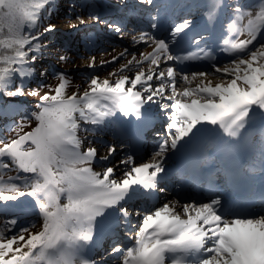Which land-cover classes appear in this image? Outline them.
<instances>
[{"label": "snow or ice", "instance_id": "snow-or-ice-1", "mask_svg": "<svg viewBox=\"0 0 264 264\" xmlns=\"http://www.w3.org/2000/svg\"><path fill=\"white\" fill-rule=\"evenodd\" d=\"M56 2L0 0V95L38 97L37 110L10 128L14 136L0 139V206L31 197L42 221L37 227L7 218L0 225V264H98L85 253L96 246L106 222L115 217L130 223L129 203L164 193L166 188L158 185L161 174L167 175L165 162L202 138L205 150L239 151L249 162L248 170L264 176V0H204L201 8L208 24L229 11L220 51L230 60L223 65L213 49L200 46L203 36L193 41L196 51L181 54L177 37L187 35L191 20L177 24L169 40L139 28L127 15L110 22L95 4L88 5L93 10L87 17L75 14L77 4L69 0L68 28L106 24L120 36H130L133 44L147 46L139 55L125 48L102 60V67L121 58L124 62L106 78L91 75L82 94L68 92L72 82L66 73H52L58 80L53 87L45 83L48 69L37 67L50 54L48 43L57 30L55 24L40 25ZM136 4L149 14L150 27L158 29V0ZM66 60L59 57L60 62ZM193 60L212 62L214 73H185L175 66L161 70L162 63ZM88 66H96L95 57ZM178 77L183 82L179 87ZM154 79L159 83H150ZM33 83L35 87H29ZM152 105L168 117L167 135L152 158L139 164L132 156L120 161L125 166L120 179L114 174L116 165L94 171L93 164L109 161L116 148L107 146V154L97 159L92 141L82 150L78 132L95 136L118 113L144 123ZM204 159L211 163L213 157ZM219 175L226 185H234L239 173L227 161L210 170L203 177L207 202L173 199L135 210L142 219L134 243L127 248L117 244L111 254H119L121 264H264V190L257 203L246 192L222 190L216 183Z\"/></svg>", "mask_w": 264, "mask_h": 264}, {"label": "rangeland", "instance_id": "rangeland-1", "mask_svg": "<svg viewBox=\"0 0 264 264\" xmlns=\"http://www.w3.org/2000/svg\"><path fill=\"white\" fill-rule=\"evenodd\" d=\"M113 1L120 2V0H113ZM68 2L69 0H57L54 11L49 16V18H47L44 21V26H46L49 23L55 24L57 26V30L51 36L50 43H48L50 54L40 64H38L37 67L38 68L43 67V68L48 69L49 78L45 81V83L51 84L53 87L56 84H58V80H55L52 78V73L54 72L66 73L70 77L71 82H72L71 86L68 89V92L71 93L73 91H77L79 94H82L83 91L88 86L89 77L91 75L99 76L101 79L106 78L108 77L109 72H111L114 68L118 67L120 63L124 62L123 58H121V60L117 61L115 65L108 64L102 67L101 66L102 60H111L113 56L119 55L118 51L122 52L125 48H127L130 53H135L136 55H139L141 52L145 51L147 46L144 44H138V45L133 44L131 38H128L127 36L122 37L115 32L114 34L120 38V39H116L118 40V43H116L115 45L114 44L108 45L109 43L101 38L102 35L100 33H97V31L93 28V27H98V28L101 27L103 28L104 31L107 30L106 32H109L110 30L107 29V27L103 24L96 25L94 23L89 22L87 25L79 26L76 29L68 28L67 26L68 25L67 16L69 14L68 13ZM129 2L130 0H126V3H124V5H129ZM75 3L77 4L75 14L87 17L88 13L90 12L87 5L82 0H75ZM119 4H121V2ZM55 11L57 13H55ZM243 38L245 37H241V39ZM61 55H64L67 57L66 62L59 61V57ZM93 57H95L96 66L94 68H90L88 65ZM127 74L130 76L132 75V73H127ZM177 79H179V77ZM155 81L156 80L154 79L150 83H153L155 85L154 83ZM29 87H35V84L34 83L30 84ZM44 91H47V89H44ZM23 99L29 100L32 105L29 106L30 108L28 107L24 108L22 112L27 113V112H30L29 109L30 110L36 109L34 105L38 101V97L25 96L21 100ZM13 101H18V100L14 99ZM160 111H161L160 108H157L155 110V108L152 106L151 112H153L154 114L157 113L159 116H163L164 118H166L167 123H168L167 115L165 113L160 114L159 113ZM119 117H120V114L118 113L117 117L112 118V123H110L107 127H105L103 131H98L95 136L91 134H86L82 131L78 132V135L81 137L83 141L82 150L86 149L83 146L85 143H89V141H92V143L93 142L97 143L93 145V147H95L97 150L100 145L105 146V144H108L106 146L111 145L116 148V151L111 156L113 159L111 161H108V163H106L107 166L116 165L118 167L120 164V161L126 159L129 156L123 153L124 149L120 148V146L117 145V141L115 139L116 133L118 132ZM166 125H165V128H166ZM31 127H35V121L31 124ZM31 127L26 128L25 131H30ZM82 127H92V126L83 125L82 123ZM6 130L7 128L5 127V129L2 130L1 134L6 135V137L8 138ZM162 140L160 142H162ZM109 143H112V144H109ZM157 149H158V146L154 150V152ZM106 150L104 151V153L97 152L98 153L97 159L99 158V156L106 155L107 154ZM152 155L153 153L149 156L133 157V159L134 161H147L150 158H152ZM102 167L103 166H101L100 164H96V163L93 164L94 171L98 172V170L101 169ZM8 174L14 175L15 173L9 172ZM5 179H7V176H5ZM19 202L22 205L21 209L25 210V213L27 216H30L31 214H36L37 218L36 219L22 218L21 214H12V215L0 214V225H3V223L5 222L7 218H16L21 225H30L32 223H35L37 225L41 221V218H38L39 216L38 211L35 209L34 203L31 197H22L20 198ZM162 205H159V206H162ZM159 206H156V207H159ZM0 207H3V206H0ZM2 210L8 213V212H11L13 208H11L9 204V207L7 208L5 207L0 208V212ZM135 210H138V209L137 208L133 209V215L130 216V219H129L130 221L132 220V222L126 223L122 219L115 218L114 220L107 221L105 226L110 225L112 223L113 225L114 224L128 225L132 228L131 230H129L130 232L128 233L122 227H120L121 233L123 234L127 233L128 235L132 233L131 239L134 240L133 231L138 230V224H139V221L141 220L138 216L134 214ZM34 230L35 229H33V231ZM111 252H112V249H109L108 251H106L107 254L108 253L111 254ZM117 256L118 257L114 258L112 261L117 262L118 264H121L119 254H117ZM101 257L103 256H98L94 259L97 261ZM113 262H110V264H113Z\"/></svg>", "mask_w": 264, "mask_h": 264}, {"label": "bare ground", "instance_id": "bare-ground-1", "mask_svg": "<svg viewBox=\"0 0 264 264\" xmlns=\"http://www.w3.org/2000/svg\"><path fill=\"white\" fill-rule=\"evenodd\" d=\"M176 0H158V2L160 3V5H161V11H160V16H159V20L160 19H162L163 17H165V15H166V6H169L168 7V9L172 6V4L175 2ZM199 1V5H197V4H195V6L196 7H200L201 8V5L203 4V2H204V0H198ZM136 2V1H135ZM188 6H189V4H187ZM186 5V6H187ZM202 9V8H201ZM200 9V10H201ZM168 14V13H167ZM167 16V15H166ZM168 17V16H167ZM166 17V18H167ZM205 17L203 16V10H201L200 11V13L198 14V16L196 17V18H194L193 16H189V17H187V18H185L184 20H191L192 21V26H191V28L190 29H186L185 30V32H187L188 30H191L192 28H193V26L195 25V24H197V22H201L203 19H204ZM158 20V21H159ZM184 20L181 22V23H183L184 22ZM199 20V21H198ZM157 21V22H158ZM153 35H155V33H152ZM182 34L183 33H181L180 34V37L182 36ZM127 37H130V36H127ZM180 37H177V40L180 38ZM169 40H171V35H170V37L168 38ZM132 46V45H131ZM172 47H174L175 46V44H173V45H171ZM149 51L151 50V49H148ZM186 50V49H185ZM188 50V49H187ZM121 51H118V54L120 53ZM169 65H166V64H164V63H162L161 64V70H163L164 68H166L167 66H173V65H175L174 64V62H167ZM186 65V67L188 68V69H191V71L192 72H194V71H205V72H208V71H206L204 68H203V66L202 65H200V64H183V65H178L179 67H181V66H185ZM193 65V66H192ZM209 71H211V73H214V70H209ZM215 75H219V74H215ZM155 84H157V83H159L158 81H155L154 82ZM182 81L181 80H179L178 79V87L180 86V85H182ZM170 92V91H169ZM155 109H157V108H160L158 105H152ZM148 119H150V118H148ZM151 120V119H150ZM161 135V134H160ZM159 135V136H160ZM95 144H97V143H95V142H93L92 144H91V146H93V145H95ZM109 144H111V143H109ZM106 145H108V144H105V146L104 145H100L99 147H98V150H97V152H99V153H104V151L107 149V146ZM90 145H89V143H85L84 144V148H87V147H89ZM198 146H200V145H198ZM107 151V150H106ZM229 151V150H228ZM222 152H224L223 150L221 151V153ZM180 154H177L176 156H174L172 159H169V160H167L166 162H171V163H173V161H174V159H176L178 156H179ZM113 158L111 157L110 159H109V161H111ZM151 159V158H150ZM149 159V160H150ZM148 161V160H147ZM147 161H135L137 164H139V163H143V162H147ZM166 162H165V164H166ZM106 163H108V161H105V162H102V163H100V165L101 166H103V165H105ZM118 165V164H117ZM124 168H125V166L124 165H120L119 164V166L117 167V169H116V171H115V177L117 178V179H120L122 176H123V171H124ZM165 170H169V169H167V167H165ZM100 171H102V168L101 169H99L98 170V172H100ZM166 173H168V171H166ZM150 197H154V195L153 196H150ZM173 199H176V200H179L180 201V199H179V195L178 194H175V193H172L171 195H169L167 198L166 197H164L163 199L161 198V201H159L157 204H151V205H149V207L147 208V209H150V208H152V207H155V205H162V204H164V203H166L167 201H169V200H173ZM181 203H183L182 201H180ZM190 202H194V200H192V201H190ZM189 203V202H188ZM115 219V217H113V218H110L108 221H111V220H114ZM140 219H142V217H140ZM42 223V221H40L38 224H37V227H39V225ZM112 227L111 226H104V228L102 229V230H100L99 232H98V235H106L108 232H110L112 229H111ZM35 231V230H34ZM135 232L136 231H133V233L135 234ZM131 234L132 233H130V235H129V237H128V239H129V241L131 242V244H133L134 243V240L133 239H131ZM134 234H133V237H134ZM85 255L86 256H89V253L88 252H86L85 253ZM107 256V255H106ZM106 261L107 262H109V264H110V259H107V260H103V262H105L106 263ZM114 263H116V262H114Z\"/></svg>", "mask_w": 264, "mask_h": 264}, {"label": "trees", "instance_id": "trees-1", "mask_svg": "<svg viewBox=\"0 0 264 264\" xmlns=\"http://www.w3.org/2000/svg\"><path fill=\"white\" fill-rule=\"evenodd\" d=\"M41 26V25H40ZM2 96V95H1ZM9 100V98L8 97H5V96H2V97H0V118H1V116H3V110L1 109V107L2 106H6L7 104H9L10 103V101H8ZM17 105V104H16ZM20 105H17V107H19ZM11 115H14L15 113H16V111L15 110H13L11 107L9 108V107H7V109H6ZM13 121V119H11V118H8L7 119V121H6V123L7 122H12ZM14 135V134H13Z\"/></svg>", "mask_w": 264, "mask_h": 264}]
</instances>
